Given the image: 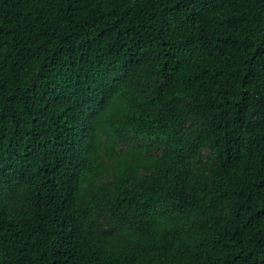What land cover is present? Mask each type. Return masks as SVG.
<instances>
[{
    "label": "trees",
    "instance_id": "1",
    "mask_svg": "<svg viewBox=\"0 0 264 264\" xmlns=\"http://www.w3.org/2000/svg\"><path fill=\"white\" fill-rule=\"evenodd\" d=\"M0 264H264V0H0Z\"/></svg>",
    "mask_w": 264,
    "mask_h": 264
}]
</instances>
